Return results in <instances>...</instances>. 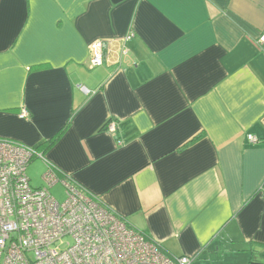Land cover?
I'll list each match as a JSON object with an SVG mask.
<instances>
[{
	"label": "crops",
	"instance_id": "1",
	"mask_svg": "<svg viewBox=\"0 0 264 264\" xmlns=\"http://www.w3.org/2000/svg\"><path fill=\"white\" fill-rule=\"evenodd\" d=\"M263 30L264 0H0V138L62 130L45 169L170 254L246 264L264 244Z\"/></svg>",
	"mask_w": 264,
	"mask_h": 264
},
{
	"label": "built area",
	"instance_id": "2",
	"mask_svg": "<svg viewBox=\"0 0 264 264\" xmlns=\"http://www.w3.org/2000/svg\"><path fill=\"white\" fill-rule=\"evenodd\" d=\"M132 35L128 33L124 41ZM255 42L264 45V30ZM120 52L125 54V47ZM103 60V42L98 40L90 64L96 67ZM26 114L23 108L21 116ZM114 129L110 122L107 130ZM247 138L256 140L250 134ZM35 157L46 161L36 148L0 138V264H190L193 260L163 251L98 197L59 176L48 161L44 185L32 187L26 167ZM58 182L64 189L62 202L49 191Z\"/></svg>",
	"mask_w": 264,
	"mask_h": 264
},
{
	"label": "rangeland",
	"instance_id": "3",
	"mask_svg": "<svg viewBox=\"0 0 264 264\" xmlns=\"http://www.w3.org/2000/svg\"><path fill=\"white\" fill-rule=\"evenodd\" d=\"M45 167L41 158L35 157L32 159L27 167H26V175L29 178L30 185L32 187H41L44 185V181L42 180V174L45 171ZM50 193L55 197V199L59 202H62L65 198L64 189L60 182L54 184L52 187L49 188ZM257 260L263 262L264 260L260 259L259 257L256 258ZM239 260H223L220 261L218 264H239ZM191 264H216V261H203L197 259L194 263ZM248 264V261L247 263Z\"/></svg>",
	"mask_w": 264,
	"mask_h": 264
},
{
	"label": "trees",
	"instance_id": "4",
	"mask_svg": "<svg viewBox=\"0 0 264 264\" xmlns=\"http://www.w3.org/2000/svg\"><path fill=\"white\" fill-rule=\"evenodd\" d=\"M41 67L42 66H37V68H41ZM61 131L59 130V132L54 137H52L51 139L45 140L41 145L37 146L36 149L37 150L41 149L42 151H45L57 139V137ZM141 231L148 237V234L145 231H143V230H141ZM162 250L165 251L164 249H162ZM257 257L264 260V244H261L259 249L258 248H251L249 250L248 264H264V261L261 262V261L257 260L256 259Z\"/></svg>",
	"mask_w": 264,
	"mask_h": 264
}]
</instances>
